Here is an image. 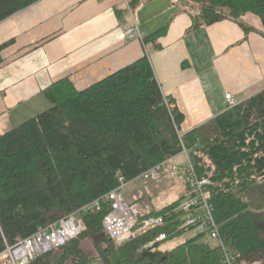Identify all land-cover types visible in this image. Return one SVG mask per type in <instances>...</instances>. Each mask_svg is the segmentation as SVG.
<instances>
[{
    "label": "trees",
    "instance_id": "trees-1",
    "mask_svg": "<svg viewBox=\"0 0 264 264\" xmlns=\"http://www.w3.org/2000/svg\"><path fill=\"white\" fill-rule=\"evenodd\" d=\"M37 1L0 0V22ZM139 1L131 0V8ZM181 1L201 5L199 12L182 6L193 18L192 28L225 19L240 22L248 13L264 24V0ZM167 29L144 42L158 47ZM5 47L0 45V65ZM44 95L49 109L0 135V259L7 245L104 196L120 177L130 182L186 148L198 175L210 180L207 195L226 245L241 264H264V90L185 134L180 132L185 116L168 96L165 103L147 56L86 89L77 90L64 78ZM180 201L141 218L162 216L166 227L119 247L104 231L110 212L104 204L101 211L80 215L84 229L76 239L84 235L97 246L106 243L99 250L102 264H223L218 248L201 234L165 247L184 233L175 213ZM161 233L169 239L156 242ZM152 241L153 247H145ZM67 245L30 264L63 263L64 257L54 255Z\"/></svg>",
    "mask_w": 264,
    "mask_h": 264
},
{
    "label": "crops",
    "instance_id": "crops-1",
    "mask_svg": "<svg viewBox=\"0 0 264 264\" xmlns=\"http://www.w3.org/2000/svg\"><path fill=\"white\" fill-rule=\"evenodd\" d=\"M130 1L39 0L0 22V45L6 44L0 135L48 108L44 91L57 81L68 78L83 90L143 56L164 95L184 114L182 134L225 112L226 92L243 102L264 90V24L258 16L192 28L190 12L171 0H140L134 8ZM134 23L141 38L129 39L126 30ZM167 25L158 47L144 42ZM151 183L156 186L145 183L143 195H150ZM146 208L143 216L154 211Z\"/></svg>",
    "mask_w": 264,
    "mask_h": 264
},
{
    "label": "built area",
    "instance_id": "built-area-1",
    "mask_svg": "<svg viewBox=\"0 0 264 264\" xmlns=\"http://www.w3.org/2000/svg\"><path fill=\"white\" fill-rule=\"evenodd\" d=\"M126 35L129 39L141 38L137 23L127 28ZM225 98L227 108H233L241 103L231 92H226ZM165 103H169L166 96ZM179 156H182L184 160L181 161ZM162 175H168L170 178L181 175L186 183V191L175 209V213L178 215L179 229L184 233L173 240L179 241L180 239V242L184 243L187 240L186 232H194V235L201 234L206 242H212L218 248L223 264H241L233 250L226 245L221 237L213 213L214 206L207 195L210 180L198 175L189 151L184 148L177 156L149 168L134 180L156 181ZM128 183L124 177H120L118 185L104 196L86 204L72 214L50 222L35 234L16 244L7 245L4 254L9 258L11 264H30L42 255L59 250L82 233L84 223L80 215L88 211H101L104 204L110 207V212L103 220L104 231L119 245L135 240L150 230L166 227V220L162 216L141 221L143 216L139 213V201L143 196V191L139 190L138 193H134V199L129 201L125 196ZM168 236L167 233H161L156 242L168 240ZM154 244L155 241H152L145 247H153Z\"/></svg>",
    "mask_w": 264,
    "mask_h": 264
},
{
    "label": "rangeland",
    "instance_id": "rangeland-1",
    "mask_svg": "<svg viewBox=\"0 0 264 264\" xmlns=\"http://www.w3.org/2000/svg\"><path fill=\"white\" fill-rule=\"evenodd\" d=\"M179 4H182V6L195 10V12L200 11L201 5L198 3H187L181 0H178ZM172 2V1H171ZM51 107V103L48 108ZM43 110V111H45ZM42 111V112H43ZM192 160V159H191ZM161 178H164V182L162 184H158L161 180ZM184 177L181 175H178L176 177L170 178L168 175H162L158 180H156V186L152 183L149 184L150 188V195H143L141 199H143L141 205L142 207L139 208V213L141 216H143V212L147 210L146 207H148L151 210H159L161 208L166 207L167 205L173 203L176 200H179L182 198L186 191V184L183 182ZM145 183L140 180H132L128 183L126 187L125 196L126 198H130L132 193H138L139 190L145 191ZM158 184V186H157ZM253 191H250L248 193L249 198H251ZM145 198V199H144ZM144 207V208H143ZM148 209V211H150ZM75 211L69 213L72 214ZM153 212V211H152ZM66 214V215H69ZM63 215V214H62ZM78 218L80 216H77ZM185 236L192 237L194 235V232H186ZM180 241V239H179ZM115 242V241H114ZM176 241L165 243L166 248H171L176 244ZM206 242V241H205ZM208 244H213L212 242H206ZM101 246V247H100ZM115 246L119 247L120 245L115 242ZM107 247L106 243H99V246L95 243L94 239L91 236H84L82 235L78 239L74 240L70 244H68L65 248L58 251L54 257H64L62 259L63 263L61 264H102V259L100 257L99 250H103ZM79 248V249H78ZM69 250V251H68ZM80 251L78 255H75V251ZM66 255V257H65ZM53 258V257H52ZM49 261V260H48ZM0 264H11L10 260L6 255H4L0 259Z\"/></svg>",
    "mask_w": 264,
    "mask_h": 264
}]
</instances>
